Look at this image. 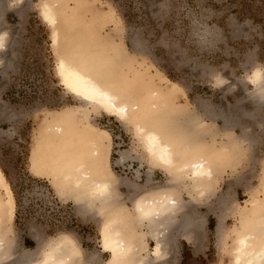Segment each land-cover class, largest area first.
<instances>
[{"label":"rangeland","instance_id":"rangeland-1","mask_svg":"<svg viewBox=\"0 0 264 264\" xmlns=\"http://www.w3.org/2000/svg\"><path fill=\"white\" fill-rule=\"evenodd\" d=\"M22 1L0 0V27L9 31L0 69V171L15 201L10 234L15 255H38L61 234L74 240L85 260L93 259L90 264L108 259L99 244L102 216L94 209L78 212L62 173L49 165L69 161L97 131L110 138L115 178L139 188L117 187L126 210L149 189L147 178L152 186L167 182L164 170L149 168L131 127L84 106L61 85L56 52L69 53L79 45L81 50L87 46L95 62L100 54L106 75L120 82L128 99L161 94L156 114L186 142L208 147L206 154L232 145V154L215 167L210 192L193 201L195 194L187 193L186 184L181 187L194 222L191 238L173 229L162 264H233L235 241L252 202L264 198V101L258 99L264 93L256 97L248 82L254 68L264 72V0H51L63 13L58 47L40 16L43 0ZM204 113L216 117L209 120ZM57 114L69 119L59 121ZM226 120L233 124L230 133L223 130ZM56 126L62 131L51 132ZM49 132L57 138L46 139ZM244 133L248 142L239 140ZM123 152L130 157L119 162ZM145 241L147 252L153 242L146 235Z\"/></svg>","mask_w":264,"mask_h":264},{"label":"bare ground","instance_id":"bare-ground-1","mask_svg":"<svg viewBox=\"0 0 264 264\" xmlns=\"http://www.w3.org/2000/svg\"><path fill=\"white\" fill-rule=\"evenodd\" d=\"M19 1L22 0H16V3ZM59 8L56 2L51 0H43L39 8L41 19L52 30V42L56 47L62 35L60 27L63 26V24L59 26L58 23V17L61 14ZM8 38L9 31L6 27H0V69L5 65L3 55ZM76 47L67 50L69 53L56 52L58 54L56 74L61 85L84 106L89 105L96 111L106 112L124 125L131 127L142 147L149 168L164 170L167 174V182L164 185L152 186V182L147 178L146 185H149V189L139 192L132 199V208L126 210L118 201L117 187L124 186L130 192L139 188L127 180L115 178L109 165L110 138L101 131L96 132L95 139L90 143L84 141L79 144L77 150L72 151L69 161L57 163L58 160H56L55 165L53 161L49 165L62 173L63 185L72 191L78 212H83L86 208L94 209L98 215L102 216L99 244L104 253L108 254V259L102 264H162L168 256L169 235L173 229L178 228L183 237L191 238L189 228L194 225V222L187 214L181 187L186 184L188 187L183 188L187 190V193L195 194L192 196L193 201H198L210 192L216 181L215 167L221 166L227 154H232V145L224 146L219 153L206 154L208 147L205 150L199 144L186 142L182 133L175 131L165 118L164 120L156 114L159 109L157 102L161 100V94L153 91L143 100L135 97V100L128 99V93L121 87L120 82L106 75L107 62L99 57L100 54L97 56L99 62H95V59H90L89 55L92 54L89 52L88 55L87 46L83 50L78 49L79 45ZM248 82L255 87L256 97L264 93L262 69L254 68L248 77ZM258 99L259 103H263L264 94ZM56 116L59 121L69 119L68 114ZM204 116L209 120H214L216 117V115L209 116L205 113ZM53 128H50L51 132L62 131L58 126ZM232 129V122L226 120L223 130L230 133ZM63 130L67 131L64 128ZM51 132L46 133V139L56 135ZM247 138V134L244 133L239 140L248 142ZM128 153L120 154L118 161L122 162L129 158ZM41 155L43 157V154ZM141 157L142 155L136 154V159ZM0 187L2 190L0 191V264L91 263L93 259L85 260L73 239L61 234L38 255L32 252L15 255L16 245L10 237L15 201L1 171ZM251 206L243 231L235 241L233 264H264V198L253 201ZM221 221L222 219L219 220V224ZM145 235L153 242V247L147 252ZM37 242H39L38 238ZM144 252L145 256H142Z\"/></svg>","mask_w":264,"mask_h":264}]
</instances>
